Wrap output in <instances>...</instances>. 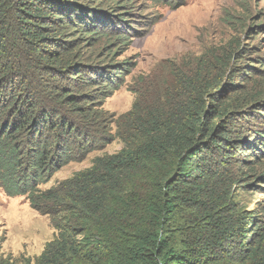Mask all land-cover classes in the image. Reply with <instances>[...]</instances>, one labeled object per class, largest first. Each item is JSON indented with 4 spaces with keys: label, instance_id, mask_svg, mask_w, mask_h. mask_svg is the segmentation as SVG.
<instances>
[{
    "label": "trees",
    "instance_id": "trees-1",
    "mask_svg": "<svg viewBox=\"0 0 264 264\" xmlns=\"http://www.w3.org/2000/svg\"><path fill=\"white\" fill-rule=\"evenodd\" d=\"M120 8L0 0V190L57 231L35 264H264V207L239 199L263 188L264 131L247 126L264 112L243 117L261 105L225 75L173 67L113 132L103 104L132 70L115 60L148 25L132 33ZM115 140L119 152L42 190Z\"/></svg>",
    "mask_w": 264,
    "mask_h": 264
},
{
    "label": "rangeland",
    "instance_id": "rangeland-1",
    "mask_svg": "<svg viewBox=\"0 0 264 264\" xmlns=\"http://www.w3.org/2000/svg\"><path fill=\"white\" fill-rule=\"evenodd\" d=\"M90 1L98 7L122 6L114 14L124 11L127 19L136 22L130 24L132 33L142 27L141 23H148L145 32L115 60L130 63L132 70L120 90L103 104L113 132L114 122L132 109L138 95H153L173 67L188 74L206 68L208 74L225 75L223 84H240L238 94L246 97L245 104L261 105L250 107V111L244 107L243 117L252 118L251 112L264 114V0H174L172 5L164 0H130L129 6L123 1L118 5L108 0ZM248 48L249 53L245 50ZM226 98H230L229 93ZM226 98L223 100L229 101ZM262 122L254 120L247 127L264 131ZM122 148V142L115 140L83 162L67 165L42 190L89 169L95 157L113 155ZM248 166L255 167L257 174L261 172L253 164ZM256 185L263 188L240 191L239 199L241 206L261 216L258 209L264 207V181ZM56 235L50 218L36 212L25 196L9 197L0 190V257L4 263L35 264Z\"/></svg>",
    "mask_w": 264,
    "mask_h": 264
}]
</instances>
